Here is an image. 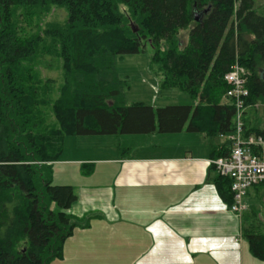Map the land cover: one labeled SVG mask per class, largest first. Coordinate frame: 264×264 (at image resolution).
I'll list each match as a JSON object with an SVG mask.
<instances>
[{"label": "trees", "instance_id": "trees-1", "mask_svg": "<svg viewBox=\"0 0 264 264\" xmlns=\"http://www.w3.org/2000/svg\"><path fill=\"white\" fill-rule=\"evenodd\" d=\"M56 8L64 20L49 18ZM147 45L161 87L198 101L189 131L214 140L234 131L235 107L221 100L236 59L249 73L246 106L264 105V15L255 0H0V264H51L87 225L69 213L73 186L53 182L68 136L184 128L190 105L127 101L118 57ZM50 57L61 60L59 85L43 76ZM244 134L264 137V128L248 120ZM230 151L225 142L214 157ZM215 183L230 207L232 180ZM260 226L245 220L243 234L264 262Z\"/></svg>", "mask_w": 264, "mask_h": 264}, {"label": "crops", "instance_id": "crops-1", "mask_svg": "<svg viewBox=\"0 0 264 264\" xmlns=\"http://www.w3.org/2000/svg\"><path fill=\"white\" fill-rule=\"evenodd\" d=\"M187 95L181 131L68 138L53 182L73 186L69 213L87 225L66 240L61 264H264L243 234L248 192L238 215L215 183L216 146L229 142L231 150L234 131L215 140L189 131L198 101ZM154 104L144 105L160 108Z\"/></svg>", "mask_w": 264, "mask_h": 264}, {"label": "rangeland", "instance_id": "rangeland-1", "mask_svg": "<svg viewBox=\"0 0 264 264\" xmlns=\"http://www.w3.org/2000/svg\"><path fill=\"white\" fill-rule=\"evenodd\" d=\"M255 2L258 13L264 15V0H255ZM49 18L51 20L55 19L62 21L66 18V10L62 8H56ZM144 48L145 52H141L139 54H127L118 57V72L120 76L127 79L130 84L126 92L127 101L134 103L142 102L149 105L155 102L156 104L154 105L159 107L166 106V103H170L169 105H181L180 103H182V100L180 99V96L188 95L186 93H183L184 95H182L178 88L161 87V78L153 72L150 64L149 58L150 54L153 52V49L150 45H147ZM49 63L50 66L48 68L44 67V69H42L43 76L54 79L56 81V85H59L62 82L61 60L50 57ZM242 67L245 69L244 66ZM166 97H170L168 102H163ZM187 98L190 97L188 96ZM244 116L247 121L250 119L249 121L251 125L253 123L255 125L260 122V127L264 128V105L261 102L254 103L252 106H248ZM51 120L56 122L54 118ZM73 137L68 136L65 139V143H67L68 138ZM246 200L249 201L250 205V208L244 215L246 221H248L249 224L252 221L253 224L257 226L262 224V228H264V185L261 184L249 188ZM51 264L61 263L59 259H56Z\"/></svg>", "mask_w": 264, "mask_h": 264}, {"label": "built area", "instance_id": "built-area-1", "mask_svg": "<svg viewBox=\"0 0 264 264\" xmlns=\"http://www.w3.org/2000/svg\"><path fill=\"white\" fill-rule=\"evenodd\" d=\"M229 85L225 100L235 107V130L228 136L231 151L226 156L212 160L222 176L232 180L233 200L230 210L242 215L246 210L244 197L249 188L264 181V137L261 135H244V113L246 98L249 96L247 86L248 72L236 59L231 69L224 75Z\"/></svg>", "mask_w": 264, "mask_h": 264}, {"label": "water", "instance_id": "water-1", "mask_svg": "<svg viewBox=\"0 0 264 264\" xmlns=\"http://www.w3.org/2000/svg\"><path fill=\"white\" fill-rule=\"evenodd\" d=\"M133 30H134V31H137L136 28H134V26H133ZM263 78H264V73H263Z\"/></svg>", "mask_w": 264, "mask_h": 264}]
</instances>
